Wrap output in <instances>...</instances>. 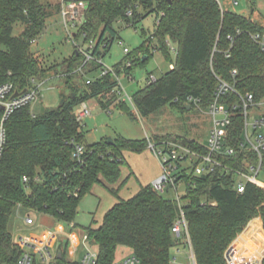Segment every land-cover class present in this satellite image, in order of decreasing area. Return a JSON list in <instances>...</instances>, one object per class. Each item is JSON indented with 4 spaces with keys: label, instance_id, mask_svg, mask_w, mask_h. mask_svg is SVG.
<instances>
[{
    "label": "trees",
    "instance_id": "16d2710c",
    "mask_svg": "<svg viewBox=\"0 0 264 264\" xmlns=\"http://www.w3.org/2000/svg\"><path fill=\"white\" fill-rule=\"evenodd\" d=\"M82 1L87 4L85 23L75 38L83 35L87 42H95L92 54L97 59L106 55L117 38L115 23L134 27L155 15L156 28L135 60L121 62L113 68L114 73L89 84L88 80L83 82V89L76 80L102 66L95 62L85 64V56L74 51L73 61L67 58L62 62L61 77L69 94H61L59 106L40 115L28 106L10 118L0 164V264L15 263L21 256L11 224L22 210L73 223L79 203L95 185L102 181L110 185L119 182L121 167L127 165L126 152L142 154L150 149V143L174 141L207 154L206 146L194 140L120 137L113 145L103 140L86 146L83 162L73 158L75 144H83L86 136L76 109L91 99H97L104 110L115 101L116 106L124 108L126 103L114 94L119 87L117 77L123 72L129 75L137 64L145 65L154 51L170 59L169 44L173 43L177 57L171 71L149 81L132 97L142 117H150L166 106L186 113L189 96L199 98L202 109H207L214 101L218 79L229 83L240 95L252 93L256 102L264 100V52L252 38L254 34H264V25L253 18L223 12L216 0H172V4L166 0ZM56 8L60 12L61 5ZM50 15V6L41 0H0V83H12L23 91L31 86L32 79H47L44 75L54 65L44 66L31 47L46 31ZM19 24L23 32L15 36ZM108 95L111 100L106 99ZM175 99L180 102L174 103ZM239 101L233 92L221 99L233 113L226 144L237 150L245 125L241 110L233 111ZM129 115L134 117L131 112ZM219 162L221 166L207 175H195L192 167L184 169L176 181L177 192L181 184L185 188L180 200L164 198L152 185L141 186L128 200L114 190L117 203L105 214L101 225L85 229L90 244L98 251L99 264H114L120 247L129 248L141 264H172V250L185 238L175 237L172 231L182 213L195 263L227 264L225 254L238 236L252 220H264V190L252 183L246 184L244 193L237 189L236 171L248 172L249 166L258 165L256 153L238 150L233 157H219ZM24 177H28V183L23 182ZM168 189L175 191L171 186ZM77 191L79 198L74 196ZM67 254L65 244L58 264H75L67 261Z\"/></svg>",
    "mask_w": 264,
    "mask_h": 264
},
{
    "label": "rangeland",
    "instance_id": "374dc122",
    "mask_svg": "<svg viewBox=\"0 0 264 264\" xmlns=\"http://www.w3.org/2000/svg\"><path fill=\"white\" fill-rule=\"evenodd\" d=\"M41 1L43 4L50 6L51 15L47 18L46 31L32 44L31 50L38 54L40 62L44 66L54 65V68L44 75L47 78L45 81H39L44 85L39 92L38 99L31 105L32 112L35 115H40L47 109L56 108L60 104L61 94H69V90L61 77L63 75L62 66H64L62 62L67 58V61H71L74 57V51H77L78 48L87 50L90 45L83 35L77 38H69L61 13L56 8L62 4L63 0ZM223 2L227 11L251 17L256 22L264 25V0L252 1L250 7H254V10L249 8L245 0H242L239 7H233L226 0H223ZM156 24L155 15L148 16L134 27H129L124 22L115 23L113 27L118 36L106 55L100 58L102 64L108 68H114L121 62L127 61L129 63L130 59L135 60V55L144 41L154 33ZM22 32L23 26L17 25L14 35L19 36ZM72 34H78V30L72 31ZM108 35L109 33L106 36ZM121 41L124 47L120 45ZM125 48L130 51L129 56L124 53ZM169 49L170 59H167L162 52L154 51L153 56L145 65L137 64L129 75L124 72L120 75V86L117 89L120 95H117L116 92L114 94L119 100L126 103L124 108L116 106L117 101H115L109 109L104 110L97 99L87 101L91 115L83 121L86 133L83 143L85 146L97 144L108 138H112L115 143V139L120 137L128 140L178 137L182 140L198 141L203 145L208 144L212 118L206 111L200 112L194 109L181 113L171 106H166L156 114L145 118L138 113L133 102L129 99L145 88L150 78L157 80L172 70L176 62L177 47L170 43ZM99 75L100 70H96L89 75H85L81 80L77 79L76 84L83 89V82L89 79H97ZM110 96H106V99L109 100ZM260 111L264 113V105L260 107ZM129 112L133 113L134 117H131ZM124 157L127 158L128 163L121 167L119 182L110 185L102 181V184L95 185L91 193L87 194L79 203L74 219V223L77 224L78 228L87 229L103 219L105 210L115 200L113 193L115 186L120 197L130 198L135 194L139 183L142 185L149 182L150 184L154 183L155 179L153 180V178L159 171L160 165L151 152L145 151L140 155L132 153L130 157L124 154ZM259 181L264 184V172L260 174ZM180 186V192H185L184 186L182 184ZM162 196L168 200L175 199V194L171 191L163 193ZM26 216H31L34 219V226L26 225ZM54 226L55 222L49 216L34 211L22 210L12 221L11 230L15 235L38 236ZM33 228L35 229L32 230ZM65 228L68 227L65 226ZM90 246L94 248L92 245ZM82 249H84L83 245ZM131 254L132 251L129 248L120 247L116 257L117 260H122ZM172 255L173 259L174 257L177 258L172 261V264H193L188 247L185 245L180 248V253L177 252L176 248L173 249Z\"/></svg>",
    "mask_w": 264,
    "mask_h": 264
},
{
    "label": "built area",
    "instance_id": "2783aa9c",
    "mask_svg": "<svg viewBox=\"0 0 264 264\" xmlns=\"http://www.w3.org/2000/svg\"><path fill=\"white\" fill-rule=\"evenodd\" d=\"M220 6V9L224 12L227 11L224 7L223 0H216ZM233 7H239L242 0H226ZM254 0H245L251 10L254 7H250V3ZM87 10V4L82 0H63L61 4V17L65 28L69 34V38H75L72 31L81 29L85 23V15ZM132 13L129 12L128 16ZM241 34V31H238ZM253 40L260 46L264 52V34L252 35ZM230 41H234L233 37H229ZM120 45L124 47L123 42ZM95 42H91L87 50L78 48L86 60L85 64L95 62L102 66L100 70L99 78L114 73L113 68H108L102 64L101 59H97L93 56V48ZM125 54H129L130 51L125 48ZM230 57V55H228ZM237 71H234V75ZM92 80H88L87 83H91ZM117 81L120 86V77H117ZM150 82L156 81L150 78ZM44 83L39 82L36 79H32L31 86L26 90H19L12 83H0V164L3 159L5 147L8 140L7 123L10 118L19 110L31 106L37 99L41 88ZM116 88L115 92L120 95ZM233 92L239 96V103L233 108V111L240 109L241 115L245 120L244 132L242 140L239 144L238 150H249L254 152L258 156V165H251L248 168V172L236 171L238 177L237 189L239 193H244L246 184L252 183L264 190V184L259 181V176L264 172V113L260 111V107L264 105V100L256 102L255 96L252 93L240 95L229 83L224 80L218 79V85L214 94V101L209 105L207 109H202L201 100L193 96L187 98L186 103L191 110L193 105L196 110L200 112L206 111L212 118V127L209 135V142L206 146L207 154H203L199 151L191 149L182 143L174 141H165L159 145L150 143V149L155 153L157 158L162 164L164 174L161 178L153 183L154 189L159 193H166L168 188L174 187L176 189V181L180 176V173L188 168L192 167L195 175L202 176L212 172L217 167L221 166L219 157H233L237 153L236 148L227 146L226 139L228 135V129L231 126L233 113L224 104L221 103V99L228 93ZM18 96L15 97V95ZM132 101V98H129ZM121 101V100H119ZM179 99H175L174 103H179ZM77 120L83 125V121L86 117L91 115V110L87 103H82L75 111ZM87 154L86 146L83 144H75V151L73 158L78 162H83ZM24 183H28V177L23 178ZM179 187V186H178ZM79 198V192L74 195ZM182 198L177 192V200ZM25 223L28 226H34V219L31 216L25 217ZM67 226L68 228H65ZM33 228L32 230H34ZM76 229V225L73 223H64L56 221L53 228H48L41 235L23 236L21 234H14V243L21 250V256L15 263L6 264H58L59 252L62 253V247L68 244V252L71 249L73 243V231ZM173 234L175 237L183 238L182 244L178 245L176 249L185 245L188 247L191 260L195 264L194 254L191 246V241L188 233V224L185 219L184 213L182 217L176 222L173 228ZM84 246V254L79 261L70 259L67 256V261L75 264H99L98 251L91 248L89 237L86 233L82 236L81 246ZM90 247V248H89ZM178 252V251H177ZM236 255L231 248H229L225 254L227 264H238ZM240 258V257H239ZM114 264H141L139 258L131 254L126 258L116 261ZM249 264H264V250L259 255V258H254Z\"/></svg>",
    "mask_w": 264,
    "mask_h": 264
},
{
    "label": "crops",
    "instance_id": "0c3cea01",
    "mask_svg": "<svg viewBox=\"0 0 264 264\" xmlns=\"http://www.w3.org/2000/svg\"><path fill=\"white\" fill-rule=\"evenodd\" d=\"M147 151L151 152V154H153V156H155L154 158H156L157 162L160 165L159 171L157 172V174L153 178V180L155 179L154 180V182H155L156 180H158L159 178H161L163 176L164 170H163L161 162L159 161V159L157 158L155 153L151 149L146 150V152ZM131 154L132 153H130V152H126L125 156L130 157ZM125 160L127 162V158H125ZM148 185H153V184H150V182L145 183L143 185L141 183H139L138 189L136 190L134 195H136L139 192L141 186H148ZM179 187H181V186H179ZM114 188H115L114 190L117 189L116 186ZM168 191L173 192L175 194V199L177 198V193H175V191L173 189H168ZM178 193L181 196L184 195V192H180L179 188H178ZM134 195H132L130 198H132ZM120 198H122L124 200L130 199V198H124V197H120ZM172 200H174V199H172ZM116 203H117V198L115 197V200L113 201L111 206H109L107 208V210H105V213L103 214V218H104L105 214ZM102 221H103V219L100 222L97 221L96 225H94V227L95 228L99 227L101 225ZM54 222L56 224L55 220H54ZM75 225H76V229L73 231L74 235H73L72 247L73 248L75 247L76 250L70 248V251L68 252L67 256L70 259H74L75 261H79L84 254V249H82V246H81V239L85 233V229L81 228V227L78 228L77 224H75ZM230 248H231V250H233V252L236 253L237 256L240 257V258L238 257V259H237L238 264H249L251 262V260H253L254 258H257V257L259 258V255L264 250V220L261 217H258L256 219L252 220L249 223L248 227L245 229V231L240 236H238V238L233 242V244L230 246ZM94 249H96V248L94 247ZM177 251H178V253H180L179 248L177 249ZM176 259L177 258L174 257L173 260H176ZM117 261H119V260H117Z\"/></svg>",
    "mask_w": 264,
    "mask_h": 264
},
{
    "label": "water",
    "instance_id": "95a60500",
    "mask_svg": "<svg viewBox=\"0 0 264 264\" xmlns=\"http://www.w3.org/2000/svg\"><path fill=\"white\" fill-rule=\"evenodd\" d=\"M169 4H172V0H166ZM145 60V57L143 58V61ZM18 96V94L15 95V97ZM74 96V95H72ZM190 109V108H188ZM106 144L107 145H113L114 144V140L112 138H108L106 139ZM59 259H62V253L59 252ZM196 264V263H195Z\"/></svg>",
    "mask_w": 264,
    "mask_h": 264
}]
</instances>
